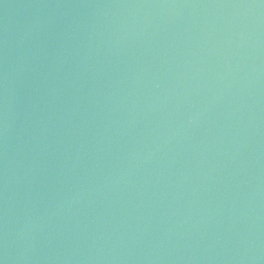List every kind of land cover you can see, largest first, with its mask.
Here are the masks:
<instances>
[{"label":"water","instance_id":"water-1","mask_svg":"<svg viewBox=\"0 0 264 264\" xmlns=\"http://www.w3.org/2000/svg\"><path fill=\"white\" fill-rule=\"evenodd\" d=\"M0 264H264V0H0Z\"/></svg>","mask_w":264,"mask_h":264}]
</instances>
